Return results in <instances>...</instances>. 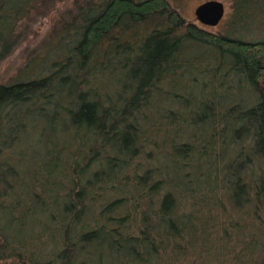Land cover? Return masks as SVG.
Returning a JSON list of instances; mask_svg holds the SVG:
<instances>
[{
    "label": "trees",
    "instance_id": "trees-1",
    "mask_svg": "<svg viewBox=\"0 0 264 264\" xmlns=\"http://www.w3.org/2000/svg\"><path fill=\"white\" fill-rule=\"evenodd\" d=\"M51 4L0 0V64ZM225 26L170 0L72 1L0 83V264H184L217 182L264 232V0H231Z\"/></svg>",
    "mask_w": 264,
    "mask_h": 264
},
{
    "label": "rangeland",
    "instance_id": "rangeland-1",
    "mask_svg": "<svg viewBox=\"0 0 264 264\" xmlns=\"http://www.w3.org/2000/svg\"><path fill=\"white\" fill-rule=\"evenodd\" d=\"M50 1H52V7L46 13L41 8L36 11L34 17L37 19V23L33 26L32 31L27 34L26 38L15 48L13 53L0 64V83L6 82L16 74L32 50L37 49L52 38L57 29V22L65 10L70 8L73 0ZM208 1L219 2L223 6L222 19L215 27L202 26L194 18L195 8ZM170 5L178 11L185 21L191 22L212 34H222L225 31V24L231 14V0H170ZM263 36L264 31L260 37ZM201 54L205 65L208 68L213 67L215 63L213 64V61L209 58L210 51L203 48ZM195 76L198 83L202 82V80L207 83L209 80V77ZM263 78H261V82ZM243 98L241 91L237 94L229 95L225 101H240ZM160 101L162 103L163 100ZM186 172L193 173L191 169ZM222 187L221 183L217 182L214 191L206 193V195H214L215 198L214 211L212 212L213 218L205 227V242L202 241L201 244L197 243V245L195 243L190 247L189 255L183 261L184 264H251L254 258L257 257L256 255H258V248L255 247L257 241L259 245L261 241H264L262 227L259 226V223L251 221L248 209L245 207L239 208L238 204L232 205L227 199L228 194ZM193 195L200 194L194 193ZM195 202H197V199ZM186 210L185 208H180L179 212L185 213ZM27 247L28 251L33 252L30 256H35L37 249L35 247ZM250 247L252 248L249 249Z\"/></svg>",
    "mask_w": 264,
    "mask_h": 264
},
{
    "label": "water",
    "instance_id": "water-1",
    "mask_svg": "<svg viewBox=\"0 0 264 264\" xmlns=\"http://www.w3.org/2000/svg\"><path fill=\"white\" fill-rule=\"evenodd\" d=\"M223 16V6L219 2L208 1L194 10L195 20L202 26L215 27ZM264 83V78L262 79Z\"/></svg>",
    "mask_w": 264,
    "mask_h": 264
}]
</instances>
